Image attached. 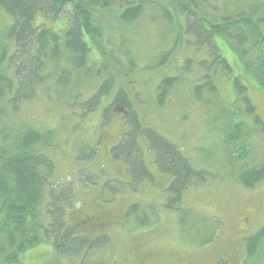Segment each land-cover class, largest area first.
Returning <instances> with one entry per match:
<instances>
[{
  "label": "trees",
  "instance_id": "obj_1",
  "mask_svg": "<svg viewBox=\"0 0 264 264\" xmlns=\"http://www.w3.org/2000/svg\"><path fill=\"white\" fill-rule=\"evenodd\" d=\"M67 8L72 12L67 28L60 33L36 21L40 14L55 21ZM0 17L10 20L0 32V264L18 263L29 249L50 243L62 256H79L102 248L108 240L105 231L115 225L111 224L114 221L110 211H99V206L76 207L80 201L71 184L49 183L54 165L42 151L52 145L51 138L20 117L26 104L40 100V90L44 94L49 92L46 97L42 95L43 99L57 98L69 111L81 110L83 117L97 111L102 94L108 90L103 87L87 94L98 73V66L91 59L92 47L113 57L116 64L120 62V55H115L108 46L105 22L127 29L145 18L169 29V36L176 33L175 43L190 46L187 48L192 51L183 60L184 70L198 65L204 72L200 84L194 88L197 98L204 90L217 95L218 82L229 81L245 101L255 125L264 131L256 104L247 96L252 84L264 94V0H0ZM126 32L120 38L122 44L131 41ZM223 49L233 56L235 65L227 61ZM254 53L256 59L246 61V56ZM105 70L110 73V68ZM219 71L227 77L224 81L217 77ZM113 75L110 73L109 85ZM177 79V76L163 79L158 87V104H165ZM130 97L121 88L104 111L107 120L116 113L122 117L124 131L110 149V161L120 166L119 177H129L119 189L111 188L119 194L127 187L131 191L141 187L161 188L168 181L163 187L167 193L163 206L182 214L185 194L202 186L207 175L195 169L178 145L144 126ZM232 151L235 158L242 153L241 159H245L242 157L249 155L250 146L245 142ZM150 152L161 175L150 169L147 161ZM94 154L96 150L89 158ZM240 179L249 190L262 183L264 159L245 169ZM144 208L139 203L130 205L120 223L125 225L128 220L138 218L139 223L151 225L157 219L155 213L149 215L153 221L148 215L138 217ZM263 243L264 226L246 239L249 260L256 255L259 258ZM216 264L233 261L219 257Z\"/></svg>",
  "mask_w": 264,
  "mask_h": 264
},
{
  "label": "rangeland",
  "instance_id": "obj_2",
  "mask_svg": "<svg viewBox=\"0 0 264 264\" xmlns=\"http://www.w3.org/2000/svg\"><path fill=\"white\" fill-rule=\"evenodd\" d=\"M71 12L67 8L55 21L40 14L36 21L60 33L67 28ZM9 22L7 17H0V32ZM104 28L108 46L115 55H120V62L116 64L113 57L102 55L92 47L91 59L98 66V73L87 94L103 87L108 90L102 94L97 111L83 117L81 110L69 111L57 98L56 101L43 99L42 95L49 92L44 94L40 90V100L26 104L20 117L51 138L52 145L42 151L54 165L49 183L71 184L80 201L76 207L99 206V211H110L114 221L111 224L115 225L105 231L108 240L102 248L79 256H62L52 243L41 244L23 253L18 263L10 264H216L219 257L230 258L233 264H264V243L259 258L254 256L255 261L246 255V239L264 226V181L249 190L240 179L245 169L264 159V131L246 111L242 96L231 82L224 81L227 77L219 71L217 77L224 81V84L218 82L220 92L212 95L204 90L198 99L194 88L200 84L204 72L198 65L184 70L183 60L192 51L187 48L190 46L177 45L176 33L169 36V29L145 18L127 29L112 22H105ZM124 31L131 41L122 44ZM223 51L227 61L235 65L229 51ZM255 59V53L246 56V61ZM106 67L112 75L114 70L117 72L110 85ZM175 76L177 82L161 106L157 102L158 87L164 78ZM121 88L131 96L130 101L144 126L178 145L195 169L204 170L207 175L202 186L185 194L182 214L163 206L167 197L163 187L168 181L161 188L141 187L131 191L127 187L119 194L111 188L119 189L129 178L119 177L120 166L110 161V149L124 131L122 117L116 113L107 120L103 115ZM252 88L253 97L250 90L247 96L256 104V114L264 121V94L253 84ZM245 142L250 146L249 155L241 159V153L235 158L233 148ZM93 150L96 154L89 158ZM147 161L151 171L161 175L152 152L147 155ZM118 177L120 180H116ZM136 203L145 207L139 218L148 215L151 221L155 213L157 219L151 225L139 223L138 218L128 220L125 225L120 223L127 208Z\"/></svg>",
  "mask_w": 264,
  "mask_h": 264
},
{
  "label": "bare ground",
  "instance_id": "obj_3",
  "mask_svg": "<svg viewBox=\"0 0 264 264\" xmlns=\"http://www.w3.org/2000/svg\"><path fill=\"white\" fill-rule=\"evenodd\" d=\"M250 3V2H249ZM229 8V7H228ZM232 12V11H231ZM180 15V14H179ZM235 15V14H234ZM221 19V18H220ZM161 32V31H160ZM166 33V32H165ZM160 34V33H159ZM162 38V37H161ZM216 38V37H215ZM157 41V40H156ZM162 42H164V41H162ZM191 42V41H190ZM162 46V45H161ZM178 48H180V47H178ZM261 63V62H260ZM217 66V65H216ZM249 66V65H248ZM211 69V68H210ZM254 71V70H253ZM167 80V79H166ZM167 91V90H166ZM114 111V110H113ZM104 115V114H103ZM202 155V154H201ZM204 158V157H203ZM209 159V158H208ZM155 163V162H154ZM209 163V162H208ZM203 165H204V163H203ZM191 166V165H190ZM193 169V168H192ZM204 171V170H203ZM160 174H161V172H160ZM213 178V177H212ZM173 179V178H172ZM210 179V178H209ZM177 180V179H176ZM255 181V180H254ZM169 184V183H168ZM159 212V211H158ZM259 230H260V228H259ZM254 260V259H253ZM249 261V260H248ZM247 261V262H248ZM255 261V260H254ZM252 262V261H251ZM249 264V263H248ZM261 264V263H260Z\"/></svg>",
  "mask_w": 264,
  "mask_h": 264
}]
</instances>
